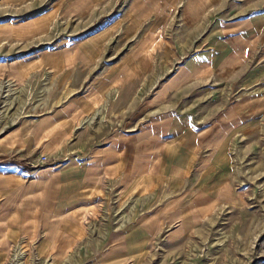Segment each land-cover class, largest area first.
I'll return each instance as SVG.
<instances>
[{
  "label": "rangeland",
  "instance_id": "1",
  "mask_svg": "<svg viewBox=\"0 0 264 264\" xmlns=\"http://www.w3.org/2000/svg\"><path fill=\"white\" fill-rule=\"evenodd\" d=\"M8 139L0 264H264V0H0Z\"/></svg>",
  "mask_w": 264,
  "mask_h": 264
},
{
  "label": "crops",
  "instance_id": "2",
  "mask_svg": "<svg viewBox=\"0 0 264 264\" xmlns=\"http://www.w3.org/2000/svg\"><path fill=\"white\" fill-rule=\"evenodd\" d=\"M164 85H166V83H164V84H162V90H163V88H164ZM78 105H81V103L80 102H76ZM76 104V105H77ZM45 120H47V118L45 119ZM44 127V129H45V127L47 126L46 124H44L43 125ZM42 128V129H43ZM112 136V134L111 135H109V137H111ZM6 137H4V138H1L2 140L3 139H5ZM10 140L8 139V141H6V142H4V143H0V151H4V150H9V151H15V152H18V148H20V146H18L16 143H11L10 144V142H9ZM48 167H50V166H48ZM45 172H47V169L46 168H40V170H38L37 172H36V174H38V175H41V174H44Z\"/></svg>",
  "mask_w": 264,
  "mask_h": 264
},
{
  "label": "bare ground",
  "instance_id": "3",
  "mask_svg": "<svg viewBox=\"0 0 264 264\" xmlns=\"http://www.w3.org/2000/svg\"><path fill=\"white\" fill-rule=\"evenodd\" d=\"M10 144H11V142H10Z\"/></svg>",
  "mask_w": 264,
  "mask_h": 264
}]
</instances>
